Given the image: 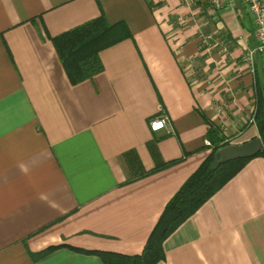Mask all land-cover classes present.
<instances>
[{
  "label": "crops",
  "instance_id": "crops-1",
  "mask_svg": "<svg viewBox=\"0 0 264 264\" xmlns=\"http://www.w3.org/2000/svg\"><path fill=\"white\" fill-rule=\"evenodd\" d=\"M234 2L0 0V264H104L79 250L139 255L211 154L207 141L259 138L264 64L243 60L256 47L253 21ZM101 14L131 37L73 86L50 36ZM163 115L167 128L151 132ZM52 246L61 247L31 259ZM163 254L158 264H264V158L165 239Z\"/></svg>",
  "mask_w": 264,
  "mask_h": 264
},
{
  "label": "trees",
  "instance_id": "trees-1",
  "mask_svg": "<svg viewBox=\"0 0 264 264\" xmlns=\"http://www.w3.org/2000/svg\"><path fill=\"white\" fill-rule=\"evenodd\" d=\"M101 14L99 17L89 20L73 29H70L55 37L50 36L59 62L71 85L76 86L87 80H92L102 72L103 66L99 60V54L113 45L129 39L131 33L124 22L109 24ZM255 117L262 149L255 157L264 158V97L257 102ZM227 144L222 145L223 148ZM211 144L213 150L204 159L202 164L180 186L169 202L166 204L153 230L146 240L142 253L136 256H123L108 252L82 251L94 254L101 258L104 264H158L165 260L163 254V242L187 219L189 220L210 198L219 192L224 185L231 181L247 163L253 159H238L228 162L219 167L215 166L214 155L222 149ZM176 162L163 164L152 172L169 167ZM151 172V173H152ZM52 246L38 254H30L31 259L38 260L47 254L60 248Z\"/></svg>",
  "mask_w": 264,
  "mask_h": 264
},
{
  "label": "built area",
  "instance_id": "built-area-1",
  "mask_svg": "<svg viewBox=\"0 0 264 264\" xmlns=\"http://www.w3.org/2000/svg\"><path fill=\"white\" fill-rule=\"evenodd\" d=\"M215 10H221L224 6L233 5L236 0H205V2ZM240 9H236V15L242 14L246 11L252 16L253 21V35L256 41V47L244 53L243 60L250 67L254 64V58L257 55L264 54V0H238ZM168 118L166 116H158L151 119L148 123L151 132H160L165 130L168 125ZM253 122V119H252ZM207 146H211L210 142H206Z\"/></svg>",
  "mask_w": 264,
  "mask_h": 264
},
{
  "label": "water",
  "instance_id": "water-1",
  "mask_svg": "<svg viewBox=\"0 0 264 264\" xmlns=\"http://www.w3.org/2000/svg\"><path fill=\"white\" fill-rule=\"evenodd\" d=\"M260 138H256L251 142L241 145H230L218 150L214 155V163L216 167L231 161L240 159H249L257 156L262 149Z\"/></svg>",
  "mask_w": 264,
  "mask_h": 264
},
{
  "label": "rangeland",
  "instance_id": "rangeland-1",
  "mask_svg": "<svg viewBox=\"0 0 264 264\" xmlns=\"http://www.w3.org/2000/svg\"><path fill=\"white\" fill-rule=\"evenodd\" d=\"M259 59H260V61H262L263 62V64H264V54L263 55H259ZM264 66V65H263Z\"/></svg>",
  "mask_w": 264,
  "mask_h": 264
}]
</instances>
